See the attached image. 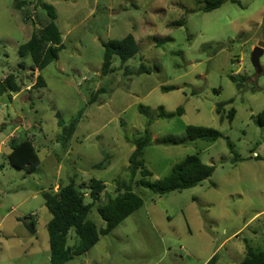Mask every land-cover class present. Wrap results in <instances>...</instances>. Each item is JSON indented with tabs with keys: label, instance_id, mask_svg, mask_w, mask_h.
Here are the masks:
<instances>
[{
	"label": "rangeland",
	"instance_id": "374dc122",
	"mask_svg": "<svg viewBox=\"0 0 264 264\" xmlns=\"http://www.w3.org/2000/svg\"><path fill=\"white\" fill-rule=\"evenodd\" d=\"M21 1L24 10L17 7ZM43 5L54 8L65 49L40 73L18 51L50 22ZM203 5V0H0V82L14 74L21 87L11 98L0 95V139L12 134L0 150V264H51L52 215L41 190L57 191L72 178L79 185L97 179L106 186L88 217L99 229L106 223L98 207L123 192L124 183L144 206L66 264H207L216 254L217 264H239L249 247L263 249L264 128L255 121L264 110V54L259 74L252 53L264 44V0L227 2L209 13L200 10ZM129 35L139 53L124 67L135 71L144 63L152 73L126 75L118 69L103 75L104 44ZM120 66L115 59L114 67ZM40 74L45 87L35 86ZM231 76L246 77L241 90ZM101 88L107 92L89 104ZM140 106L155 117L159 107L165 113L184 109L182 116L152 124L154 142L144 151L148 180L163 179L191 155L214 166L213 175L163 196L141 187V174L131 182L134 145L127 138L145 129ZM231 108L236 115L229 122L225 114ZM81 111L65 149L56 115L70 124ZM188 126L211 128L221 137L161 144L180 141ZM24 138L39 151L41 163L32 174L10 166L6 156L12 142ZM105 154L110 164L95 168ZM33 221L35 233L26 227ZM77 243L72 231L68 244Z\"/></svg>",
	"mask_w": 264,
	"mask_h": 264
},
{
	"label": "trees",
	"instance_id": "16d2710c",
	"mask_svg": "<svg viewBox=\"0 0 264 264\" xmlns=\"http://www.w3.org/2000/svg\"><path fill=\"white\" fill-rule=\"evenodd\" d=\"M204 5L200 10L205 13L212 12L222 7L225 3H239V0H203ZM26 2H17V7L24 10ZM47 11L50 22L43 28L34 32L30 40L19 47V55L22 58L30 57L33 63L32 71L42 72L51 63L59 60V54L65 49L62 34L56 25V12L53 7L43 5ZM27 20L29 17L27 11L23 12ZM104 61L102 66V74L108 75L114 73L118 69H124L126 75L152 73V69L148 68L144 63L140 65L138 70H131L124 65L139 53V47L134 36L129 35L121 41H111L104 44ZM119 59L121 66L114 67V60ZM24 68V64L20 65ZM231 80L236 83L238 90L244 87L247 81L246 77L231 76ZM36 87H45L46 82L40 74L37 77ZM175 87H163V92L175 90ZM21 91L20 85L17 83L14 74L9 75L0 82V95L9 94L10 98L13 93ZM105 88H101L92 94L89 104L97 101L98 97L106 93ZM230 100L227 104H232ZM224 105L218 106L216 112L222 114L221 108ZM158 115L155 117L151 113V109L140 106L139 113L146 117L147 123L145 129L140 136H135L132 140L128 139L134 145V151L129 159L131 182L134 181L138 174H141L142 179L138 184L151 190L155 195L163 196L171 192H181L201 185L209 179L215 167L203 163L198 155L186 157L183 161L173 166L169 175L158 181L152 182L148 178L152 177L151 171L146 167L144 160V151L153 144L151 126L157 119L171 120L176 116L184 114L183 107H179L174 113H165L163 107L158 108ZM84 111H81L70 124H66L57 113L58 125L62 130L59 141L66 149L69 141L74 136L77 127L82 119ZM236 110L231 108L225 118L232 122L235 118ZM223 117V116H222ZM256 124L264 128V110L258 114ZM2 129H0V132ZM221 133L217 130L188 126L186 136L180 141L162 140L161 144L184 145L187 143L202 140L206 142H215L219 140ZM7 160L10 166L23 170L28 174L34 173L41 160L39 151L34 142L30 138H24L19 141H13L10 147V153L7 155ZM110 155L105 154L104 160L95 165V168H106L110 164ZM105 185L101 180L91 179L88 184H77L75 179H71L69 184L58 187L57 191L53 189L41 190V195L44 199L45 206L52 215V219L47 225L49 233L50 247V262L51 264H66L71 262L77 256H83L90 251L103 236L109 235L117 226L125 219L140 210L144 206L142 197L136 194L131 188V184L123 185L124 191H120L117 196L108 198L107 202L98 207V212L101 218L106 223L105 228L99 229L96 224L89 220L91 210L100 201L101 195L105 190ZM87 197L90 202H87ZM36 216V215H35ZM35 221V220H34ZM32 222V227H35V222ZM74 231L78 243L69 246L71 232ZM219 255H214L207 264H217ZM239 264H264V247L256 250L249 247L246 257Z\"/></svg>",
	"mask_w": 264,
	"mask_h": 264
},
{
	"label": "water",
	"instance_id": "95a60500",
	"mask_svg": "<svg viewBox=\"0 0 264 264\" xmlns=\"http://www.w3.org/2000/svg\"><path fill=\"white\" fill-rule=\"evenodd\" d=\"M263 54H264V44H261L260 46L255 48L252 53V64L259 74L263 73V68L260 63V59L263 56ZM26 227L31 233H35L33 227H29V226Z\"/></svg>",
	"mask_w": 264,
	"mask_h": 264
},
{
	"label": "crops",
	"instance_id": "0c3cea01",
	"mask_svg": "<svg viewBox=\"0 0 264 264\" xmlns=\"http://www.w3.org/2000/svg\"><path fill=\"white\" fill-rule=\"evenodd\" d=\"M12 136V134L10 133L9 134V136L7 137V138H9V137H11ZM7 138H5V139H0V150H2L3 149V145H5L6 144V140H7ZM10 152H8L7 154H6V156L9 154ZM34 228V227H33Z\"/></svg>",
	"mask_w": 264,
	"mask_h": 264
}]
</instances>
